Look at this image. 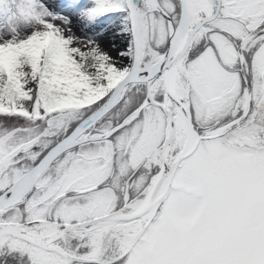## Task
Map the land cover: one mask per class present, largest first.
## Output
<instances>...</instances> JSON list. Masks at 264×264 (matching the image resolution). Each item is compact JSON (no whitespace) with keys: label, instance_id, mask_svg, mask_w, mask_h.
Here are the masks:
<instances>
[{"label":"snow or ice","instance_id":"obj_1","mask_svg":"<svg viewBox=\"0 0 264 264\" xmlns=\"http://www.w3.org/2000/svg\"><path fill=\"white\" fill-rule=\"evenodd\" d=\"M0 264H264V0H0Z\"/></svg>","mask_w":264,"mask_h":264}]
</instances>
